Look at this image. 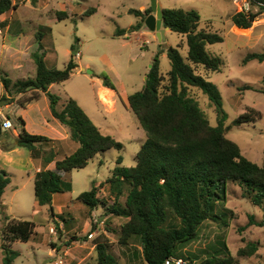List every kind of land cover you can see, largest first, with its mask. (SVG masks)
<instances>
[{
    "label": "rangeland",
    "instance_id": "obj_1",
    "mask_svg": "<svg viewBox=\"0 0 264 264\" xmlns=\"http://www.w3.org/2000/svg\"><path fill=\"white\" fill-rule=\"evenodd\" d=\"M17 3L21 5L17 18L22 20L26 17L29 20L24 29L34 35H44L42 41L48 50L45 58L48 69H63L77 52L80 56L76 54L75 60L92 72H75L68 81L54 85L52 93L60 98L59 105L69 98L75 100L102 133L121 142L124 149L100 153L85 169L70 173L72 189L55 195V216L49 207H39L36 202L35 170L28 150L19 147L23 154L14 155V163L0 158V172H8L11 178V184L0 199V264H3L4 244L1 230L8 220L13 219L31 221L36 225V232L28 242L15 241L12 244V249L19 254L13 264H96V240L111 245L109 253L120 264H127L126 249L117 244L118 236L109 231L119 228L120 221L125 223L127 220L116 215L107 218L111 215L108 209L114 205L115 199L109 185L104 182L119 166L120 157L123 158L121 166H135L136 155L146 139L127 97L143 89L147 73L158 54L163 74L171 69L167 56L171 49H178L187 59L186 36L168 31L161 43L151 31L131 34L129 38L114 37L117 30H128L139 21L130 14V10L149 9L151 0H18ZM39 3L43 6L39 7ZM158 3L162 9L197 11L201 18L199 29L209 27L223 37L222 43L207 46L209 53L224 61L221 71L209 74L198 68L197 73L212 82L222 95L223 108L228 114L226 137L239 145L248 160L263 165L264 62L244 64L243 60L248 54L264 52V13L258 16L250 29L241 30L231 20L234 7L223 0H158ZM93 7L97 8V12L85 17L84 14ZM237 10L241 12L238 7ZM58 11L67 12L69 19L59 21L56 17ZM249 11L257 13L259 9L250 6ZM24 13L26 16H23ZM24 49L22 53L27 54L22 69L16 70L10 63L6 65L9 68L6 73L13 81L36 75L31 55L38 51V44L33 39L26 43ZM1 74L5 76L4 72ZM105 77L127 97H122L118 90H107L109 88L103 83ZM35 94H26L19 102H26ZM190 95L199 102L211 125L217 126V113L208 97L195 88L190 89ZM4 107H0V115ZM251 109L260 112L261 117L256 122L237 124L238 117ZM32 116L33 121L29 120V123L31 127H36L38 121L34 114ZM0 145L8 148L11 144L5 138ZM52 166L54 170L55 166ZM93 185H101L98 194L101 203L91 210L78 197L90 191ZM125 199L124 195L120 203H124ZM60 206L63 207L61 212ZM115 208L118 209V206ZM216 212L221 216L220 223L205 222L198 231V241L179 249L176 252L178 258L191 264L190 257L204 258L207 248L220 250L226 243L240 264H264V227L249 225L251 217L257 222L264 219V209L244 199L240 187L229 182ZM249 242L259 243L257 254L238 257L239 249ZM135 264L145 262L137 256Z\"/></svg>",
    "mask_w": 264,
    "mask_h": 264
},
{
    "label": "trees",
    "instance_id": "obj_2",
    "mask_svg": "<svg viewBox=\"0 0 264 264\" xmlns=\"http://www.w3.org/2000/svg\"><path fill=\"white\" fill-rule=\"evenodd\" d=\"M248 2L252 7H257L259 12H236L231 20L241 30L250 29L258 16L264 13V0ZM17 7L12 0H0V16ZM96 12L97 8L93 7L84 16ZM152 13V8L145 11L130 10V14L136 16L139 22L128 30H117L114 37H124L146 28L145 20ZM163 15L164 27L186 36L187 59L182 57L178 49H171L167 55L171 69L163 74L160 54L154 58L145 86L128 97L129 107L145 132V142L136 155L134 167L121 166L123 158L120 157L119 166L104 182L109 185L115 199L108 211L127 220L119 228L109 230L110 233L118 236L119 245L141 246L146 264H165L170 258H178L176 252L179 249L198 241V231L205 222L219 224L221 216L216 208L224 199L225 186L229 182L240 187L244 199L264 209V163L258 165L248 160L239 145L226 137L228 114L223 108L222 95L212 82L197 73L198 68L209 74L221 71L224 61L209 53L207 46L222 43L223 37L209 27L200 30L201 18L195 10L163 9ZM56 17L63 21L70 16L67 12L58 11ZM43 36L36 34L39 48L32 55L36 76L12 81L0 73L6 91L0 101L6 100L10 105L15 97L29 91L36 94L28 101L37 100L40 93L46 94L52 117L68 130L69 138L78 145L73 154L56 161L57 153L52 146L58 142L43 135L30 134L20 116L15 120L16 127L20 129L17 146L27 149L33 160L42 162V169L36 173L34 180L36 202L39 207H49L55 216L53 197L71 191L69 174L85 169L100 153L112 149L122 151L124 146L112 136L102 133L72 98L60 107V98L51 93L49 88L53 84L68 81L78 71L79 65L75 55H72L63 69H48ZM251 61L263 63L264 52L248 54L243 63ZM103 79L105 87L116 91L107 77ZM191 88L201 91L215 107L217 126L211 125L199 102L190 95ZM260 117V112L251 109L239 116L236 123L248 124ZM6 118L11 119V116L6 115ZM54 161L55 169H46ZM9 175L5 171L0 172V199L11 184ZM101 185H93L78 200L91 210L97 208L101 203L98 197ZM124 195L126 199L120 203ZM249 225L264 227V219L257 222L251 217ZM35 232L36 225L31 221L8 220L1 230L4 241L3 264H13L19 256L12 249V244L15 241L28 242ZM110 247L107 242L96 240V264H118L109 253ZM258 251L259 243L249 242L239 249L237 255L253 257ZM189 259L191 264H240L226 243L220 250L207 248L204 258L193 256Z\"/></svg>",
    "mask_w": 264,
    "mask_h": 264
},
{
    "label": "crops",
    "instance_id": "obj_3",
    "mask_svg": "<svg viewBox=\"0 0 264 264\" xmlns=\"http://www.w3.org/2000/svg\"><path fill=\"white\" fill-rule=\"evenodd\" d=\"M12 1L14 4H17V6H18L17 9H13V10L3 14L2 16H0V73L4 72L5 77H7V78H9L8 77L9 75L6 72L9 71V68H7L6 65L10 63L13 65V67L16 70L22 69L23 68V59L25 57V54H27V52L22 53L23 51H25V49H24L25 45L27 42H31L33 39L36 41V35H34V33H32V31H28V30L24 29V27L29 24V20L26 17H22V20L17 18V12L20 10L21 5H18V3H17L18 0H12ZM223 1L231 4L234 7V10H233L234 13L231 15V18H232V16L238 11L237 6L233 3L232 0H223ZM41 6H43V4L39 3V7H41ZM146 9H147L146 7L143 8V11H145ZM23 16H26L25 13ZM163 28H164V26H163ZM147 31H149V30L146 27V28L141 29V31L135 32L133 34H139V33L144 34V33H147ZM168 31H171V30L170 29L167 30L166 33ZM151 33H153V32H151ZM166 33H165V35H166ZM153 34L156 36L155 33H153ZM128 35H131V34H128ZM128 35L124 36L123 38H129ZM38 48H39V45H38ZM144 48H147V44H144ZM46 51H48V50L46 49ZM31 57H32V55H31ZM46 57H47V52H46L45 58ZM33 63H34V61H33ZM45 63H46V60H45ZM76 63L79 65V69L76 72H84V71L88 70L85 67H83L80 63H78L77 61H76ZM34 77H29V78H34ZM23 79H27V78H23ZM54 85H56V84H53L49 88V91L51 93H52V89H53ZM107 90L114 92L110 89H107ZM116 90H118L121 93V91L117 87H116ZM31 93H34V91H29L26 94H31ZM5 94H6V91H5V88H4V86L1 82V79H0V98L2 96H4ZM26 94L19 95L16 98L15 103L13 102L10 105H6V107H4V109L1 111V113L5 116L10 115L11 116L10 120L13 123L15 122L16 118L20 116L21 118H23V120L25 119L24 120L25 124H26L25 128L30 134L33 133L35 135H43V136L45 135L46 137H48L54 141H57L58 143H56L52 146V147H54V149L57 153L56 161L61 160L64 157L73 154L77 150L78 145L75 142L74 143L76 145H74L72 143L73 141L69 138L68 130L62 124H60L57 120H55L52 117L49 100H48L46 94L40 93L39 98L37 100L23 102L24 106H21L22 102H19V100L22 97H24ZM121 95H122V97L126 96L125 94L123 95V93H121ZM128 97H127V100H128ZM60 107H62V105ZM32 114H34V116L36 117V120L38 121V125L36 127H31V125L29 123L30 122L29 120L33 121ZM19 130L20 129H18L15 126V123H14L13 129L8 130V131L3 130L4 137L7 138V141L11 145L8 148H6V146L1 147V145H0V158L4 157L7 160V162H9V163L15 162L14 158H13L14 155H22L23 154V152L20 150V148L17 146V144L13 145L14 140L17 141L16 139L19 135ZM0 143H1V141H0ZM62 155H63V157H60ZM29 156H30V154H29ZM30 158H31V156H30ZM30 162L34 165V170H35V175H36V173L42 169V162L40 160H33L32 158H31ZM55 163L56 162L54 161L53 163L48 165L46 167V169L52 170L51 169L53 167L52 165L55 166ZM54 198H55V195L53 197V200H54ZM2 204H3V202H2ZM62 208H63L62 206L59 207L60 212H61ZM110 216H114V214L107 216V218H109ZM116 217H119V216H116ZM120 222L121 223H119V225H121L123 223L122 221H120ZM120 246H122V245H120ZM122 247L125 248L127 251V264H135V259L137 258V256H139L141 259H143L141 246L130 245V246H122ZM54 248H56V247H54ZM93 250H94V247L92 248V251H90V259H91V256L93 255ZM81 261L83 262L84 260L81 259ZM117 262H118V264H120L119 261H117Z\"/></svg>",
    "mask_w": 264,
    "mask_h": 264
},
{
    "label": "water",
    "instance_id": "obj_4",
    "mask_svg": "<svg viewBox=\"0 0 264 264\" xmlns=\"http://www.w3.org/2000/svg\"><path fill=\"white\" fill-rule=\"evenodd\" d=\"M151 8L153 13L150 14L146 20H145V25L147 29L153 33L156 34L157 39L159 42H163L165 40V33L169 28L164 27L165 24V19L163 15V9L161 8L160 4L158 3V0H151ZM74 55H76V52H74ZM88 73H92L89 69L86 70ZM8 105V101L6 100H1L0 101V107ZM0 139L4 142L5 137L3 133V128H2V121L0 119ZM18 144L17 141L14 140L13 145Z\"/></svg>",
    "mask_w": 264,
    "mask_h": 264
},
{
    "label": "built area",
    "instance_id": "obj_5",
    "mask_svg": "<svg viewBox=\"0 0 264 264\" xmlns=\"http://www.w3.org/2000/svg\"><path fill=\"white\" fill-rule=\"evenodd\" d=\"M233 3L239 8L241 12H249L250 10V3L248 0H232ZM80 56V53H77V57ZM0 119L2 121V128L4 131H8L14 128L13 122L6 118L4 115H0ZM165 264H187L185 260L182 258H170L168 259Z\"/></svg>",
    "mask_w": 264,
    "mask_h": 264
}]
</instances>
